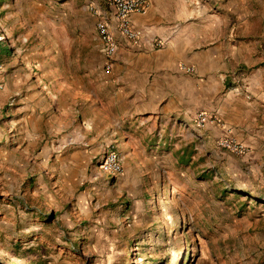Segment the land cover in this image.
I'll use <instances>...</instances> for the list:
<instances>
[{"label": "rangeland", "instance_id": "obj_1", "mask_svg": "<svg viewBox=\"0 0 264 264\" xmlns=\"http://www.w3.org/2000/svg\"><path fill=\"white\" fill-rule=\"evenodd\" d=\"M209 8L226 18L229 43L250 47V69L264 63V0ZM87 13L85 0H0V30L12 50L64 45V62L88 64ZM13 106L0 104V264H264L263 146L233 160L242 169L197 140L183 154L137 153L106 176L101 153L89 162L32 152Z\"/></svg>", "mask_w": 264, "mask_h": 264}, {"label": "crops", "instance_id": "obj_2", "mask_svg": "<svg viewBox=\"0 0 264 264\" xmlns=\"http://www.w3.org/2000/svg\"><path fill=\"white\" fill-rule=\"evenodd\" d=\"M85 1L106 13L116 39L110 69L90 12L84 26L95 44L83 55L92 60L88 64L64 62V45L58 52L20 53L22 47L12 50L6 37L10 51L1 50L0 104L14 105L13 122L32 152L38 147L45 157L71 154L73 161L89 162L101 153L99 164L107 147L115 145L120 156L126 155L124 165L137 153L195 150L198 140L205 155H221L230 168L242 169L234 159L248 162L264 148V63L250 69L257 63L245 59V54L251 58L250 47L229 43L226 18L211 13V0H148L144 14L130 16L142 32L136 45L120 34L106 0ZM157 40L166 43L158 47ZM199 112L213 119L198 127ZM223 138L250 150L236 156L219 149L216 143Z\"/></svg>", "mask_w": 264, "mask_h": 264}, {"label": "built area", "instance_id": "obj_3", "mask_svg": "<svg viewBox=\"0 0 264 264\" xmlns=\"http://www.w3.org/2000/svg\"><path fill=\"white\" fill-rule=\"evenodd\" d=\"M114 12L117 29L120 34L131 45L139 43L142 32L135 29L131 23L130 16L132 14H144L147 9L148 0H106ZM87 10L97 18L95 29L103 45V52L108 61L106 68L110 69L111 63L117 51V42L109 26L106 13L95 5H88ZM7 42L5 34L0 30V73L4 71V64L1 59V46ZM165 41L157 40L155 45L161 47ZM182 70L186 73H193L192 67L182 66ZM213 117L205 112H199L196 115L195 123L198 127L205 126ZM219 149L227 150L230 153L242 156L246 153V147L232 138H223L216 143ZM99 170L106 176H118L123 172L122 158L118 153L115 145H109L99 163Z\"/></svg>", "mask_w": 264, "mask_h": 264}, {"label": "trees", "instance_id": "obj_4", "mask_svg": "<svg viewBox=\"0 0 264 264\" xmlns=\"http://www.w3.org/2000/svg\"><path fill=\"white\" fill-rule=\"evenodd\" d=\"M188 259V258H187ZM187 261V260H186Z\"/></svg>", "mask_w": 264, "mask_h": 264}]
</instances>
